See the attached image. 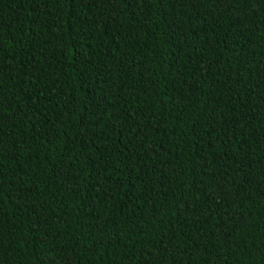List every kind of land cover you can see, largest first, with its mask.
Here are the masks:
<instances>
[{
  "label": "trees",
  "instance_id": "16d2710c",
  "mask_svg": "<svg viewBox=\"0 0 264 264\" xmlns=\"http://www.w3.org/2000/svg\"><path fill=\"white\" fill-rule=\"evenodd\" d=\"M0 264H264V0H0Z\"/></svg>",
  "mask_w": 264,
  "mask_h": 264
}]
</instances>
